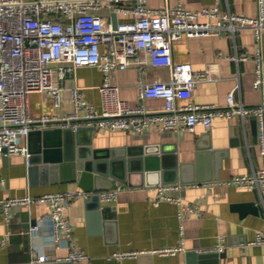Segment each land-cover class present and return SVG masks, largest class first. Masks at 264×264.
I'll use <instances>...</instances> for the list:
<instances>
[{
    "label": "crops",
    "instance_id": "1",
    "mask_svg": "<svg viewBox=\"0 0 264 264\" xmlns=\"http://www.w3.org/2000/svg\"><path fill=\"white\" fill-rule=\"evenodd\" d=\"M114 5H134V1L119 0ZM147 5L171 9L181 6L190 10L217 5L221 12L252 17L258 13L257 0H147ZM96 13L109 23H113L115 16L118 20L132 17L116 13L108 4H103ZM255 49L254 31L250 27L241 28L235 35L223 33L176 40L173 43L175 62L186 65L192 73L204 75L191 97H181L177 102L224 106L230 91L238 86L237 100L245 105L259 104L263 92L253 87L254 60L227 57L253 53ZM104 78L105 73L97 66L77 67L63 79L55 73L53 80L61 88L60 107L54 106L51 93L36 91L29 97L30 113L34 117L69 115L75 108L73 87H79L83 98L100 112V86ZM169 79L167 67L147 66L142 75L136 66L110 72L111 82L119 86L121 100L133 107L144 103L153 111L162 110L165 101L160 98L141 100L138 83L140 80ZM89 139L93 149L107 151L108 161L123 158L131 161L134 169L145 172H132L127 181H116V186L124 187L118 192L117 200L102 203L110 206L113 214L91 217L90 199L74 200L65 212L73 234L61 245L51 240L48 225L37 233H28L35 220L49 213L48 202H38L30 208L25 204L13 205L9 208L10 219L0 203V264H34L33 259L39 258L46 261L38 264L48 261L68 264H264V245L248 244L259 231H264L261 194L258 189L238 188L226 182L236 175L264 168L258 121L256 119L255 125L252 115L232 119L218 117L212 127L200 125L194 131H162L157 124L139 133L133 127L111 130L94 126L81 134V142ZM2 155L0 153V201L28 194L37 197L53 192L85 191L78 180L61 181L59 173L44 176L40 172L32 180L25 157L8 155L5 161ZM150 169L154 172H149ZM163 172L167 182L162 180ZM175 178L178 181H174ZM192 182L207 184L189 187L187 184ZM160 184L179 185L165 191L178 197L179 202L161 200L155 204ZM190 205L198 210L192 211ZM182 241L184 249L174 255L149 252L179 246ZM220 242L225 244V251L205 252ZM129 251L140 253L130 257L115 256V253ZM78 252L87 257L68 259L71 253ZM203 254H219V257L200 258Z\"/></svg>",
    "mask_w": 264,
    "mask_h": 264
},
{
    "label": "built area",
    "instance_id": "2",
    "mask_svg": "<svg viewBox=\"0 0 264 264\" xmlns=\"http://www.w3.org/2000/svg\"><path fill=\"white\" fill-rule=\"evenodd\" d=\"M119 0H0V153L22 155L27 165L31 155L29 134L49 127L79 129L81 127H103L111 130L133 127L142 132L147 126L157 124L162 131H194L198 126L212 127L218 117L232 119L235 116L256 115L258 136L264 153V0H257L258 13L255 17L245 14L221 12L217 5L200 10L177 6L152 8L147 0H130L134 5L115 6ZM103 4L114 8L116 13L132 15L118 20L117 26L107 22L96 13ZM243 27L254 31L256 49L253 53L227 56L230 59L255 62L253 87L263 92V99L256 105H245L235 97L238 86L230 91L224 106L188 102L179 104L181 97H191L196 85L204 80L202 73H192L173 57V43L183 37L231 34ZM80 66H97L105 78L100 86L102 110L99 112L83 98L79 87L71 89L74 111L58 117L43 115L34 117L30 113L29 97L32 92H49L53 104L60 107L61 88L55 84V73L63 79ZM136 66L142 75L147 66L167 67L168 81L138 83L141 100L160 98L165 101L162 110H149L144 103L136 107L119 97V86L110 80V72ZM83 112V113H82ZM238 188L258 189L264 204V168L250 174L236 175L228 181ZM207 184L206 182H201ZM199 182L187 184L189 187ZM179 185H159L161 200L179 202V198L168 195V188ZM124 187L99 192L64 191L33 197L8 198L0 201L7 218L9 208L25 204L30 208L38 202H48L50 211L35 220L28 233L33 234L45 225L50 227L51 240L59 245L68 242L73 234L65 216L74 200L90 199L97 194L101 203L117 200L118 192ZM192 211L196 206H189ZM202 213V211H201ZM248 244L264 245V231H259ZM184 249L179 246L152 249L157 255H174ZM224 243H218L205 252L222 253ZM143 252V251H142ZM140 251L115 253L116 257H130ZM87 256L71 253L69 260ZM47 259V256H46ZM43 260L33 259L34 264Z\"/></svg>",
    "mask_w": 264,
    "mask_h": 264
},
{
    "label": "water",
    "instance_id": "3",
    "mask_svg": "<svg viewBox=\"0 0 264 264\" xmlns=\"http://www.w3.org/2000/svg\"><path fill=\"white\" fill-rule=\"evenodd\" d=\"M117 22L118 19L115 16L114 27L117 26ZM252 119L256 125V115H252ZM92 129L93 127H81L77 130L49 127L32 131L29 134L31 155L28 164L31 179H35L40 172L43 175L45 174L44 176H49L52 172L54 174L59 173L61 181L78 180L85 191L97 193L114 189L116 181H127L132 172H145V170L134 169L131 161L123 158L108 161L107 151L93 149L91 139L84 143L81 142V134L85 130L90 131ZM40 140L42 141L41 144ZM33 141L36 143H31ZM155 148L158 149L159 147L156 146ZM2 158L5 161L8 159L5 149ZM156 169L158 171V168ZM150 170L149 172H154L153 169ZM163 176H165V172L162 173ZM162 180L167 182L165 177ZM174 181H178V179L175 178ZM88 207L92 210L91 217L98 215L105 217L106 213L113 214L111 213L113 209L110 206H104L97 194L90 198ZM111 217L113 216L111 215ZM209 257H219V254L200 255V258ZM45 264H68V262L48 261Z\"/></svg>",
    "mask_w": 264,
    "mask_h": 264
}]
</instances>
